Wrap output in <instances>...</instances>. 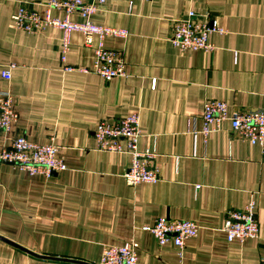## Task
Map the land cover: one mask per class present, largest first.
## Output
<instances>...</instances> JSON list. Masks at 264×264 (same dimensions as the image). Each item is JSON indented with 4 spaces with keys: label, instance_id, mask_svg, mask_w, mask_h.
<instances>
[{
    "label": "crops",
    "instance_id": "crops-1",
    "mask_svg": "<svg viewBox=\"0 0 264 264\" xmlns=\"http://www.w3.org/2000/svg\"><path fill=\"white\" fill-rule=\"evenodd\" d=\"M43 1L0 0V91L13 95L18 115L0 132V148L18 136L39 145L54 139L66 169L46 178L0 164V237L15 245L0 240V264H98L104 247L127 242L136 243L138 264H264V151L236 138L228 121L205 141L200 134L206 101L229 112L264 109V0H106L91 21L129 33L105 40L125 62V75L109 82L63 72L60 30L16 29L18 9L41 11ZM190 11L224 30L209 35L213 51L171 44L174 21ZM67 62L92 68L80 33L70 35ZM133 113L138 148L155 155V184L127 186L130 156L96 149L99 121ZM250 201L258 237L228 242L227 213ZM159 218L199 227L181 257L144 230Z\"/></svg>",
    "mask_w": 264,
    "mask_h": 264
},
{
    "label": "built area",
    "instance_id": "built-area-1",
    "mask_svg": "<svg viewBox=\"0 0 264 264\" xmlns=\"http://www.w3.org/2000/svg\"><path fill=\"white\" fill-rule=\"evenodd\" d=\"M149 1V0H144ZM106 0H44L40 3L41 11L20 7L12 22L16 29L28 34L41 33L47 28L62 32V43L59 48V62L65 73H94L109 82L115 77L125 75L123 53L105 47L107 38L125 40L129 33L125 29L95 25L91 17L103 6ZM53 12H62L63 19L52 16ZM80 21H72L71 16ZM80 33L86 47L93 50L91 69H76L67 62L70 46V35ZM212 32L224 33L214 23L209 25L190 11L185 19L174 21L170 42L180 51H213L208 37ZM2 78L10 80L9 70L2 71ZM18 120L13 109V95L9 91H0V132L7 133ZM202 127L200 134L205 141L207 136L218 131L223 122L228 121L236 138L257 145L264 151V109L260 111L229 112L222 101H206L201 114ZM96 149L108 153H124L130 156V165L123 173L127 186L138 184H155L159 180V172L154 164L152 151H141L138 148L140 117L133 113L127 117L98 122L92 132ZM58 147L51 139L50 143L39 145L18 136L8 146L0 148V164H8L26 172L30 176L41 175L46 178L66 169L63 159L58 155ZM199 227L192 221L157 219L153 225L144 227L155 238L158 246L171 242L179 257L183 254L185 241L195 238ZM228 242H244L256 239L259 226L253 201L243 208L230 210L223 227ZM98 264H138L137 245L127 242L121 246H106L102 249Z\"/></svg>",
    "mask_w": 264,
    "mask_h": 264
},
{
    "label": "water",
    "instance_id": "water-1",
    "mask_svg": "<svg viewBox=\"0 0 264 264\" xmlns=\"http://www.w3.org/2000/svg\"><path fill=\"white\" fill-rule=\"evenodd\" d=\"M53 175H54V174H53ZM0 240L4 241V242H6V243H8V244H10V245L15 246L12 242H10V241H8V240H6V239H3V238H1V237H0Z\"/></svg>",
    "mask_w": 264,
    "mask_h": 264
}]
</instances>
